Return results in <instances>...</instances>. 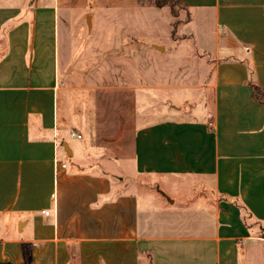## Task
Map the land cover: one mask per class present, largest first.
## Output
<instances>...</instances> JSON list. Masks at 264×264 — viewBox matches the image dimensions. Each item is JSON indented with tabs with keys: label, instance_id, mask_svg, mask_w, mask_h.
I'll return each instance as SVG.
<instances>
[{
	"label": "crops",
	"instance_id": "1",
	"mask_svg": "<svg viewBox=\"0 0 264 264\" xmlns=\"http://www.w3.org/2000/svg\"><path fill=\"white\" fill-rule=\"evenodd\" d=\"M85 1L0 0V264H264V0H180L213 26L212 108L115 155L77 154L61 118L60 16Z\"/></svg>",
	"mask_w": 264,
	"mask_h": 264
},
{
	"label": "rangeland",
	"instance_id": "2",
	"mask_svg": "<svg viewBox=\"0 0 264 264\" xmlns=\"http://www.w3.org/2000/svg\"><path fill=\"white\" fill-rule=\"evenodd\" d=\"M112 1L86 0L60 16V63L65 71L60 81L61 118L68 111L75 120L76 129L66 133L77 154L79 147L87 152L90 142V151L115 155L125 149L137 125L169 113L201 116L212 108L211 21L187 22L188 10L179 3ZM67 150L72 151L69 144ZM65 151L60 145V156L70 165L73 158ZM125 163L130 171L131 160ZM118 177L115 188L121 186ZM129 189L141 191L143 197L150 192L136 185ZM168 191L179 196V204L188 203L185 191Z\"/></svg>",
	"mask_w": 264,
	"mask_h": 264
},
{
	"label": "trees",
	"instance_id": "3",
	"mask_svg": "<svg viewBox=\"0 0 264 264\" xmlns=\"http://www.w3.org/2000/svg\"><path fill=\"white\" fill-rule=\"evenodd\" d=\"M139 4H150V5H156V6H164V5H172L173 3H179L183 6H186L182 1L180 0H138ZM253 87V95L254 97L264 102V85H261L259 83H252Z\"/></svg>",
	"mask_w": 264,
	"mask_h": 264
},
{
	"label": "built area",
	"instance_id": "4",
	"mask_svg": "<svg viewBox=\"0 0 264 264\" xmlns=\"http://www.w3.org/2000/svg\"><path fill=\"white\" fill-rule=\"evenodd\" d=\"M78 136H81L80 134H78ZM63 166H66L65 163H62ZM45 213L48 214L49 213V210H45Z\"/></svg>",
	"mask_w": 264,
	"mask_h": 264
}]
</instances>
